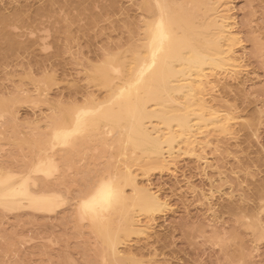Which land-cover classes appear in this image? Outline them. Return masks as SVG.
I'll return each mask as SVG.
<instances>
[{
  "label": "rangeland",
  "instance_id": "rangeland-1",
  "mask_svg": "<svg viewBox=\"0 0 264 264\" xmlns=\"http://www.w3.org/2000/svg\"><path fill=\"white\" fill-rule=\"evenodd\" d=\"M170 1L189 36L211 38L207 18L215 12L232 28L235 58L210 71L214 87L204 95L217 119H229L227 129L202 127L191 147L176 142L163 162L145 147L118 157L117 126L105 143L91 135L75 136L74 150L57 146L59 175L34 173L29 187L47 202L0 207V264H115L103 235L78 219L76 200L119 159L161 205L144 207L125 180L128 214L115 213L110 223L120 237L116 264H264V0ZM153 4L0 0V176L26 174L71 101L107 95L90 75L130 58ZM131 220L143 234L131 232Z\"/></svg>",
  "mask_w": 264,
  "mask_h": 264
},
{
  "label": "bare ground",
  "instance_id": "bare-ground-1",
  "mask_svg": "<svg viewBox=\"0 0 264 264\" xmlns=\"http://www.w3.org/2000/svg\"><path fill=\"white\" fill-rule=\"evenodd\" d=\"M153 3L150 8L154 12L153 15L149 17L142 16L140 19V30H142L141 37L138 39L140 43L134 46L130 58L121 64H111L99 75H90V78L108 89L107 95L97 98L90 93L81 102L78 100L71 101L62 115L60 127L53 128V130L72 128L76 121L77 111L83 108L95 114L81 117L82 120L87 121L88 126L77 136L79 140L92 135L98 136L99 141L105 143L107 142L105 135L109 132L108 130L113 126H117L120 129L119 136L111 143L118 146V157H125V149L127 148L132 152H136L140 147H145L147 154L160 157L163 162L165 155L168 156L172 153L176 142L191 147L196 135L200 133L197 131L202 127L220 122L223 129H227L229 119L227 117H224L223 121L217 119L218 111L206 102L204 95L205 92L211 91L214 87L211 85L210 77L212 74L210 73L225 68L230 65L229 61L235 58L231 43L233 40L232 28L226 24L224 17L219 15L218 12L209 14L207 18L208 25L215 28L216 32L211 38H206L205 35L200 40L184 33V29L180 26V14L173 1L153 0ZM158 4L166 6L165 18L173 22L175 35L171 45L172 51L169 52L168 46H166L165 52L158 55L155 67H148L145 61L147 58V65H151L152 30L160 17ZM208 41L212 43L209 44ZM141 72H143L142 76L140 75ZM137 79L141 81L139 85L133 87L130 94L125 91L121 96L120 89L126 88L129 83L134 84ZM43 96L45 97V95ZM160 103L164 106L156 107ZM236 116L238 117V115ZM153 117L157 120V126L150 120ZM148 122L150 125L147 124ZM88 131L90 132L88 133ZM52 135L53 131L47 144L42 146L41 149L48 148L51 145ZM79 140H73L70 143L71 150L76 149ZM119 162L120 159L115 161L111 171L113 175L119 176L123 185V196L119 203L109 213L97 218L95 222L91 218L83 220L88 221V225L93 230L103 235V243L107 246L114 263L118 262V256L121 254L118 251L120 237L118 232L111 231L110 223L113 214H128L126 211L128 197L125 195L124 190V187L127 186L125 180H129L131 193L135 195L136 199L143 201L144 207L154 204L161 205L155 193L150 191L146 185L144 187L138 186L130 168L125 166V170L121 169ZM30 167L31 164L28 169ZM18 174L20 173L14 172L5 175L2 173L1 176L7 178L9 175L19 176ZM95 180L96 178L91 181L76 200V209L79 206V201L90 194ZM18 183L20 181L11 184L10 187L0 189V195L8 196ZM34 183V179L31 178V184ZM33 189L35 190V188ZM28 190L32 196H35L30 188ZM19 199L22 198L17 197L16 201H19ZM145 210L147 211L148 208ZM135 224L136 222L131 220V232L143 234V230ZM113 244L115 245L114 250Z\"/></svg>",
  "mask_w": 264,
  "mask_h": 264
},
{
  "label": "snow or ice",
  "instance_id": "snow-or-ice-1",
  "mask_svg": "<svg viewBox=\"0 0 264 264\" xmlns=\"http://www.w3.org/2000/svg\"><path fill=\"white\" fill-rule=\"evenodd\" d=\"M160 8V17L156 21L154 29L152 30L151 40V65H147V58L145 61L146 66L155 67L157 57L162 54L168 46V51L171 52V45L174 39V24L171 20H166L165 5H157ZM179 43V41H177ZM261 62L264 63V51L261 53ZM143 75V72L140 73ZM141 81L137 79L135 83H129L126 88L120 89L121 96L128 91L129 94L133 87L139 85ZM103 105L101 106V108ZM99 111V110H97ZM95 113L89 112L83 108L77 111L75 124L70 129H55L53 130L52 143L48 148H42L39 155L34 158L31 167L27 170L26 174L21 176L9 175L7 178L0 176V189L10 187L11 184L20 181L16 187L11 190L8 196L0 195V207L7 209L10 205H14L16 198L20 197L27 200L34 206H39L47 201L43 197L32 196L29 192L31 178L34 173L40 174L44 177L54 178L59 175L60 165L55 157L57 146L67 147L75 136L80 135L88 126L87 121L82 120L81 117L93 115ZM123 196V185L118 175H113L111 170L104 172L96 177L95 183L91 188L90 194L87 199L79 201V208L77 209L78 218L83 221L85 218H91L93 222L97 218L103 217V213L113 208L114 203L118 204ZM99 209V211H97ZM264 229V224L261 225ZM264 239V234H262ZM113 250L115 245H112ZM225 264H231L226 261ZM245 264V262H241Z\"/></svg>",
  "mask_w": 264,
  "mask_h": 264
},
{
  "label": "clouds",
  "instance_id": "clouds-1",
  "mask_svg": "<svg viewBox=\"0 0 264 264\" xmlns=\"http://www.w3.org/2000/svg\"><path fill=\"white\" fill-rule=\"evenodd\" d=\"M88 197H86L85 199H87ZM116 204L114 203V205H113V207L115 206ZM79 208V206L77 207V209ZM77 209H76V211H77ZM112 209H110L109 211H107V212H104L103 213V215H105V214H107V213H109L110 211H111ZM97 211H99V209L97 210Z\"/></svg>",
  "mask_w": 264,
  "mask_h": 264
}]
</instances>
